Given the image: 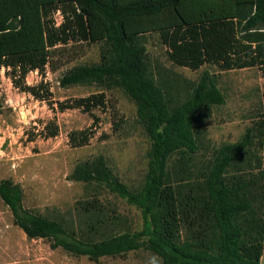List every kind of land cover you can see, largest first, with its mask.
I'll list each match as a JSON object with an SVG mask.
<instances>
[{
  "label": "trees",
  "instance_id": "16d2710c",
  "mask_svg": "<svg viewBox=\"0 0 264 264\" xmlns=\"http://www.w3.org/2000/svg\"><path fill=\"white\" fill-rule=\"evenodd\" d=\"M62 21L57 23L55 15ZM157 33L169 60L199 70L205 64L220 71L258 68L263 78V106L240 140L223 143L204 155L202 139L207 111L225 103L216 75L182 84L183 101L172 106L174 94L156 79L145 39ZM100 43L101 61L79 66L64 75L62 87L96 84L121 88L138 106L137 113L152 140L150 171L141 195H134L102 166L100 181L143 210L145 228L100 242H83L61 223L35 218L21 205L19 187L0 184V196L15 224L29 238L48 237L62 247L97 262L121 257L147 245L165 264H261L264 251V0H0V69L13 86L53 105L44 80L27 84L30 72L45 77L47 67L68 59L81 44ZM70 47V48H68ZM178 83L174 80V84ZM57 110L115 109L105 92L57 102ZM96 117V116H94ZM97 121L98 118H96ZM60 127L46 123L40 132L55 138ZM93 129L68 134L71 147L90 143ZM176 157L173 171L167 161ZM78 173V169L76 170ZM86 175V174H85ZM87 175L85 181H90ZM152 207L159 228L152 226ZM89 230L106 223L105 208L96 197L78 202ZM184 237V238H183Z\"/></svg>",
  "mask_w": 264,
  "mask_h": 264
},
{
  "label": "rangeland",
  "instance_id": "374dc122",
  "mask_svg": "<svg viewBox=\"0 0 264 264\" xmlns=\"http://www.w3.org/2000/svg\"><path fill=\"white\" fill-rule=\"evenodd\" d=\"M55 20L61 23L60 13L55 15ZM145 45L156 79L171 86L172 106L186 96L187 88L182 84L187 83L189 87L205 71L216 75L225 103L206 113L201 139L208 147L204 155L223 143L240 140L263 106V78L259 69L220 71L215 65L205 64L194 71L169 60L167 47L157 33L147 35ZM100 48V43L81 44L69 50L68 59L57 61V68L47 67L45 77L37 71L28 74V85L35 86L44 79L50 85L53 105L15 88L6 70L0 69V184L12 181L21 191L25 211L37 219L63 221L68 232L87 243L132 236L144 230L143 210L100 181L103 168L99 160L112 178L130 193L141 195L148 180L152 149V140L138 116L137 104L121 88L87 83L62 87L64 75L76 67L100 63ZM174 80L178 83L174 84ZM99 92H105L115 109L108 107L106 111L95 110L92 114L80 109L57 110V102ZM50 121L59 125V135L44 138L40 132ZM85 129L95 131L90 143L71 147L68 134ZM175 163L176 157L168 159L169 172ZM87 175L90 181H85ZM95 197L104 206L107 218L96 234L89 230V221L78 209L79 201ZM149 220L154 228H159L157 207H152ZM147 240L139 241V247L124 256L102 257L94 262L88 256L52 247L53 241L48 237L29 238L15 224L11 209L0 196V264H147L152 255L159 256L165 264L149 248Z\"/></svg>",
  "mask_w": 264,
  "mask_h": 264
},
{
  "label": "clouds",
  "instance_id": "9594fccd",
  "mask_svg": "<svg viewBox=\"0 0 264 264\" xmlns=\"http://www.w3.org/2000/svg\"><path fill=\"white\" fill-rule=\"evenodd\" d=\"M147 264H163V261L159 256L152 255L149 257Z\"/></svg>",
  "mask_w": 264,
  "mask_h": 264
},
{
  "label": "crops",
  "instance_id": "0c3cea01",
  "mask_svg": "<svg viewBox=\"0 0 264 264\" xmlns=\"http://www.w3.org/2000/svg\"><path fill=\"white\" fill-rule=\"evenodd\" d=\"M264 263V251H263V255H262V258H261V264Z\"/></svg>",
  "mask_w": 264,
  "mask_h": 264
}]
</instances>
